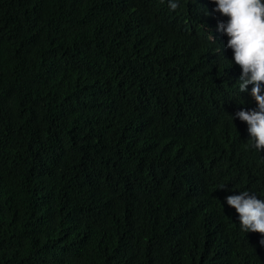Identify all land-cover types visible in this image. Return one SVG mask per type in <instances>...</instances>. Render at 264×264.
<instances>
[{
	"label": "trees",
	"instance_id": "obj_1",
	"mask_svg": "<svg viewBox=\"0 0 264 264\" xmlns=\"http://www.w3.org/2000/svg\"><path fill=\"white\" fill-rule=\"evenodd\" d=\"M156 1L0 0V264H264L217 209L264 195V162L203 34L214 0Z\"/></svg>",
	"mask_w": 264,
	"mask_h": 264
},
{
	"label": "clouds",
	"instance_id": "obj_2",
	"mask_svg": "<svg viewBox=\"0 0 264 264\" xmlns=\"http://www.w3.org/2000/svg\"><path fill=\"white\" fill-rule=\"evenodd\" d=\"M195 1L191 0L193 4ZM156 3L169 13L179 7V0H157ZM210 6L215 18L205 19L203 34L213 45V55L227 57L238 70L234 90L240 103L232 113L237 111V128L245 133L249 142H254L255 151L264 162V0H214ZM163 33L171 46L182 44L175 25H165ZM234 164L236 171L247 168L246 154L235 156ZM231 185L228 176L221 178L218 188L230 189ZM226 194L219 197L217 209L239 214V218L234 217L236 223L229 228L232 226L264 245V195L247 190L225 198Z\"/></svg>",
	"mask_w": 264,
	"mask_h": 264
}]
</instances>
